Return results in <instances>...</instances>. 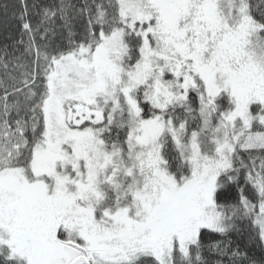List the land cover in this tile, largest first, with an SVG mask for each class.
I'll list each match as a JSON object with an SVG mask.
<instances>
[{
	"label": "snow or ice",
	"instance_id": "1",
	"mask_svg": "<svg viewBox=\"0 0 264 264\" xmlns=\"http://www.w3.org/2000/svg\"><path fill=\"white\" fill-rule=\"evenodd\" d=\"M0 264H264V0H0Z\"/></svg>",
	"mask_w": 264,
	"mask_h": 264
}]
</instances>
